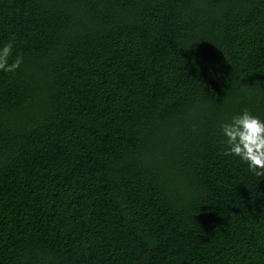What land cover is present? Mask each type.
Instances as JSON below:
<instances>
[{
    "label": "trees",
    "instance_id": "16d2710c",
    "mask_svg": "<svg viewBox=\"0 0 264 264\" xmlns=\"http://www.w3.org/2000/svg\"><path fill=\"white\" fill-rule=\"evenodd\" d=\"M0 264H264V0H0Z\"/></svg>",
    "mask_w": 264,
    "mask_h": 264
},
{
    "label": "clouds",
    "instance_id": "9594fccd",
    "mask_svg": "<svg viewBox=\"0 0 264 264\" xmlns=\"http://www.w3.org/2000/svg\"><path fill=\"white\" fill-rule=\"evenodd\" d=\"M12 49L11 42L0 49V71L15 72L23 63L22 56L8 63ZM221 131L226 138V154L238 157L256 176H264V120L246 110L230 123L221 124Z\"/></svg>",
    "mask_w": 264,
    "mask_h": 264
}]
</instances>
